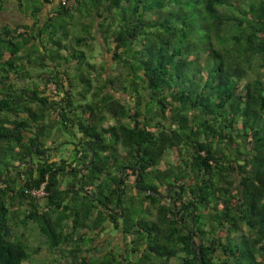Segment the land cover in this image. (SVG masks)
Wrapping results in <instances>:
<instances>
[{
    "label": "trees",
    "instance_id": "16d2710c",
    "mask_svg": "<svg viewBox=\"0 0 264 264\" xmlns=\"http://www.w3.org/2000/svg\"><path fill=\"white\" fill-rule=\"evenodd\" d=\"M13 8L0 264H29L34 232L43 264H264V0H0V17ZM109 224L121 243L99 255Z\"/></svg>",
    "mask_w": 264,
    "mask_h": 264
},
{
    "label": "rangeland",
    "instance_id": "374dc122",
    "mask_svg": "<svg viewBox=\"0 0 264 264\" xmlns=\"http://www.w3.org/2000/svg\"><path fill=\"white\" fill-rule=\"evenodd\" d=\"M22 2V6L23 9H31L34 6H37L40 4V0H21ZM31 11V10H30ZM19 14L15 11V8L11 9L9 12L7 13H3V15H1L0 19L2 20H10V18H18ZM82 48H86L83 47ZM96 52H100L101 50V46H99L98 44H96L95 47ZM94 60L98 63H103L106 67L107 72H116V65L113 64L112 60L109 57V53L108 52H104V54L101 55H96ZM72 65H74V62H71ZM111 66H113L112 68H114L111 71ZM264 75V72H263ZM49 87H53L52 83L48 84ZM65 146L69 147V144H66ZM121 149V147H120ZM167 155V154H166ZM166 166L165 163L162 162V167ZM92 235V233H91ZM95 239H94V244L96 246V248H98L99 252L98 254L101 255L104 250L108 247H110V245H114L116 248H118L120 246L121 243V233L120 231H116L115 229L111 228V225H107L106 230L104 232H101L99 234H94ZM31 239V243L37 247L38 251L36 254H33L31 256V260L29 262V264H43L44 260L47 258H51L52 254L49 251L46 242L43 240V238H41L37 232H34L32 236H30ZM178 258L176 257H171L168 260V264H177ZM160 264V263H157Z\"/></svg>",
    "mask_w": 264,
    "mask_h": 264
},
{
    "label": "built area",
    "instance_id": "2783aa9c",
    "mask_svg": "<svg viewBox=\"0 0 264 264\" xmlns=\"http://www.w3.org/2000/svg\"><path fill=\"white\" fill-rule=\"evenodd\" d=\"M31 194L37 196V197H42L45 194L43 184L40 185L38 188H33L30 190Z\"/></svg>",
    "mask_w": 264,
    "mask_h": 264
},
{
    "label": "water",
    "instance_id": "95a60500",
    "mask_svg": "<svg viewBox=\"0 0 264 264\" xmlns=\"http://www.w3.org/2000/svg\"><path fill=\"white\" fill-rule=\"evenodd\" d=\"M84 137H85V135L81 136V139H84ZM122 173H123V170H122V172L120 174V178H121Z\"/></svg>",
    "mask_w": 264,
    "mask_h": 264
}]
</instances>
